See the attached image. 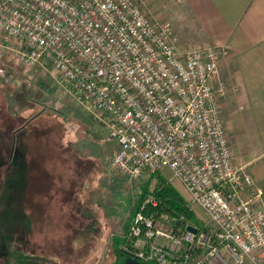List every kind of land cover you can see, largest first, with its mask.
I'll return each mask as SVG.
<instances>
[{"label":"built area","instance_id":"2783aa9c","mask_svg":"<svg viewBox=\"0 0 264 264\" xmlns=\"http://www.w3.org/2000/svg\"><path fill=\"white\" fill-rule=\"evenodd\" d=\"M146 9V0H0V40L22 42L23 60L49 71L105 127L115 172L138 180L168 170L207 216L204 230L179 225L150 193L129 223L128 255L143 264H264L262 193L248 167L235 165L221 115L225 52L180 53L172 24Z\"/></svg>","mask_w":264,"mask_h":264},{"label":"rangeland","instance_id":"374dc122","mask_svg":"<svg viewBox=\"0 0 264 264\" xmlns=\"http://www.w3.org/2000/svg\"><path fill=\"white\" fill-rule=\"evenodd\" d=\"M146 1L150 18L172 23L177 51L205 49L179 0ZM0 42V129L6 122V132L18 131L21 155L20 168L12 164L0 185V264H116L111 241L129 234L137 197L146 183L154 191L157 178L115 172L117 146L105 127L77 108L49 71L23 60L22 42ZM161 176L189 201L170 171ZM190 209L204 230L207 216Z\"/></svg>","mask_w":264,"mask_h":264},{"label":"crops","instance_id":"0c3cea01","mask_svg":"<svg viewBox=\"0 0 264 264\" xmlns=\"http://www.w3.org/2000/svg\"><path fill=\"white\" fill-rule=\"evenodd\" d=\"M179 2L200 45L225 52L218 75L226 86L221 115L234 163L248 167L264 204V0Z\"/></svg>","mask_w":264,"mask_h":264},{"label":"trees","instance_id":"16d2710c","mask_svg":"<svg viewBox=\"0 0 264 264\" xmlns=\"http://www.w3.org/2000/svg\"><path fill=\"white\" fill-rule=\"evenodd\" d=\"M152 178L153 180L157 178L158 183H156V189L154 191H149V184L146 183L147 185L142 188L141 193L137 197L135 209L132 211L135 213V210H137L138 208L139 202H141L148 194L152 193L153 196L158 200L160 208L161 210H163V212L169 213L172 216H176L181 219L179 225H181L182 222L184 225H192L199 229L202 228L203 223L200 222V220L195 215V212L190 209L191 207L189 206V203L183 196H181V193L173 186V184L169 183L170 181L166 180L160 174L152 175ZM128 237L129 234L121 238L116 237L111 241L113 252L116 258V264L124 263L126 257L128 256L127 252L123 249L129 243ZM144 264L157 263L155 261H150L144 262Z\"/></svg>","mask_w":264,"mask_h":264},{"label":"flooded vegetation","instance_id":"af4514ba","mask_svg":"<svg viewBox=\"0 0 264 264\" xmlns=\"http://www.w3.org/2000/svg\"><path fill=\"white\" fill-rule=\"evenodd\" d=\"M4 124H5L4 125L5 129H0V156L2 158L1 167H0V185L2 184V186L4 183L6 184L5 177H3L5 173L7 174L8 170L11 169L12 164L16 166V169L17 167L20 168V165L18 162L21 160L20 152L15 150L16 145H17L16 136H17L18 131L12 132L10 134L9 132V130H11L10 126L7 125V127L9 126V128H8V131L6 132V122ZM27 158L28 156L26 157V162H27Z\"/></svg>","mask_w":264,"mask_h":264},{"label":"water","instance_id":"95a60500","mask_svg":"<svg viewBox=\"0 0 264 264\" xmlns=\"http://www.w3.org/2000/svg\"><path fill=\"white\" fill-rule=\"evenodd\" d=\"M1 162H2V158L0 156V167H1ZM189 231L197 233V230L193 227H189L188 228ZM4 255V249L2 247H0V257H3ZM122 264H143L140 261H138V259H136L135 257H132L130 255H128L124 261V263Z\"/></svg>","mask_w":264,"mask_h":264}]
</instances>
